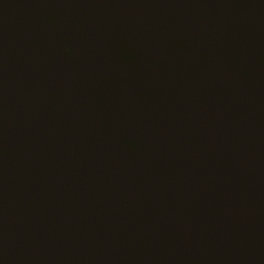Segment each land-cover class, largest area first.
<instances>
[{
    "label": "water",
    "instance_id": "95a60500",
    "mask_svg": "<svg viewBox=\"0 0 264 264\" xmlns=\"http://www.w3.org/2000/svg\"><path fill=\"white\" fill-rule=\"evenodd\" d=\"M0 264H264V0H0Z\"/></svg>",
    "mask_w": 264,
    "mask_h": 264
}]
</instances>
